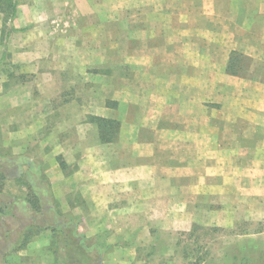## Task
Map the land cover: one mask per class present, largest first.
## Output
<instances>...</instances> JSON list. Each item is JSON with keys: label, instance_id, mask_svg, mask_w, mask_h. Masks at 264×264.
Masks as SVG:
<instances>
[{"label": "crops", "instance_id": "crops-1", "mask_svg": "<svg viewBox=\"0 0 264 264\" xmlns=\"http://www.w3.org/2000/svg\"><path fill=\"white\" fill-rule=\"evenodd\" d=\"M44 4L26 17L19 5L12 26L27 29L0 40V163L17 172L0 178L17 192L22 184L30 195L44 191V207L82 222L86 237L118 239L125 230L117 224L176 221L149 210L198 196V175L215 173L202 160L239 141L218 138L215 126L246 116L262 125L264 82L226 71L232 52L261 60L262 0ZM56 12L61 19L47 24L38 16ZM92 117L117 122L114 140L100 141ZM48 232L17 248L15 264H63ZM102 249L97 264L131 263L122 258L130 247Z\"/></svg>", "mask_w": 264, "mask_h": 264}, {"label": "rangeland", "instance_id": "rangeland-1", "mask_svg": "<svg viewBox=\"0 0 264 264\" xmlns=\"http://www.w3.org/2000/svg\"><path fill=\"white\" fill-rule=\"evenodd\" d=\"M45 2L46 0H21L22 6L19 7H25L23 17L29 14L32 6L42 10ZM38 16L45 24L61 19L60 12L50 14L49 17L44 14ZM262 18L264 27V0ZM14 25L17 27V20ZM262 38L264 40V31ZM43 49L45 48L42 46L38 47L39 52ZM4 61L3 66L8 68L9 59ZM241 66L243 76L264 82V50L261 60L251 62L245 59ZM16 69L21 71L18 67ZM17 82L18 80L13 78L8 80L10 85ZM262 101L264 103V97ZM259 117L262 119V125H256L259 121L246 116L231 126H215L214 134L218 138L224 136L230 137L231 140L233 136H239V141L225 140L221 145L227 146L226 149L231 148L229 151L214 153L211 159L202 160V164L212 165V173H215L207 175V178L198 175L207 186L199 184V194L191 203H184L185 197L191 195L187 192L182 194L181 208L161 205L149 210L152 215H175L176 221L143 225L133 223L129 227L117 224L115 228H124L125 235L110 240L86 237L87 228L79 222L77 234L86 238L87 247L95 243L101 248L130 247L131 253L122 256L131 262L129 264H193L196 260V250L199 256H203L202 264H231L230 255L238 252L243 246L255 245L258 250L264 252V112ZM12 166L0 163V171L11 178L17 177L16 169ZM200 169L199 167V173ZM5 182L6 180L0 178V264H15L17 247L36 236H45L48 231L52 232L50 243L52 248L59 252L56 258L61 263L99 262L96 261V255H92L90 260L83 258L82 249L76 243L78 237L71 238L70 228H57L58 225L70 224L69 217L48 211L46 207H43L41 214L38 213V208L35 211L27 203L31 198L27 185L22 184L21 190L17 192V184L8 183L7 187ZM166 196L173 197L174 193L170 190L166 192ZM45 200L47 206L49 199ZM195 203L196 206L193 205ZM178 215H181L180 218ZM172 217L171 219L174 218ZM43 226L49 230H43ZM192 227L196 229L194 228L191 234ZM211 228H217L218 231L212 233ZM141 232L145 234L143 239L136 238ZM95 250H92L93 253ZM185 251L189 254L187 257L184 256Z\"/></svg>", "mask_w": 264, "mask_h": 264}, {"label": "trees", "instance_id": "trees-1", "mask_svg": "<svg viewBox=\"0 0 264 264\" xmlns=\"http://www.w3.org/2000/svg\"><path fill=\"white\" fill-rule=\"evenodd\" d=\"M21 4V0H0V15H1V32H0V40L4 42L8 39V37L16 31H25L27 28L15 29L12 26V22L15 20L17 15V8ZM5 52H2L1 61L5 58ZM245 58L241 53L232 52L229 57V62L227 64L226 71L231 76H239L242 77V66L241 62L244 61ZM2 64V63H1ZM93 123L96 124L99 139L102 143H109L114 140L115 135L118 130V124L115 121L106 120L102 118L92 117L90 118ZM35 191H32V195L29 201H27L28 205L31 209L36 211V208L41 209L46 206L47 201L45 200V192L37 191L35 187H33ZM78 221L71 220L70 224L58 225L59 230L70 228V236L71 238L78 237L76 243L81 247V255L84 259L90 260L92 259V255H96V261L100 259L101 254L103 253V249L99 246V244L92 245L91 247L86 246V238L84 236H79L77 234ZM194 228L191 229L194 231ZM218 231L217 228H211L210 232L214 233ZM67 240V239H66ZM95 241V240H94ZM27 242H22L17 248L23 247ZM93 249L95 253H93ZM61 250V249H60ZM196 260L193 264H202L203 256H199L198 250H196ZM189 254L187 251L184 252V256L187 257ZM231 264H264V252L258 250L255 245H246L240 248L238 252H234L230 255ZM97 263V262H96Z\"/></svg>", "mask_w": 264, "mask_h": 264}]
</instances>
